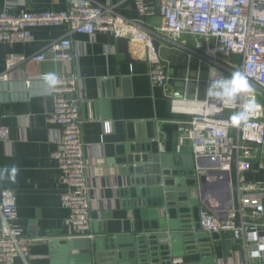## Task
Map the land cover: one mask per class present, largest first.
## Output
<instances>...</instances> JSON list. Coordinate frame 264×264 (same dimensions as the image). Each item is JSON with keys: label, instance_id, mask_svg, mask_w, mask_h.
<instances>
[{"label": "crops", "instance_id": "obj_1", "mask_svg": "<svg viewBox=\"0 0 264 264\" xmlns=\"http://www.w3.org/2000/svg\"><path fill=\"white\" fill-rule=\"evenodd\" d=\"M85 1L102 6L107 13L139 20L131 0H0V9L8 8L11 13L64 12ZM146 1L152 4L153 14L144 19V27L157 43L164 65L172 70L170 92L183 95L186 56L202 54L200 46L205 43L189 36L171 37L163 30L160 1ZM32 34L30 43H0V191L14 194L15 223L27 238L35 239L29 244V263L49 264L50 242L63 243L73 236L65 224L69 210L61 205L65 191L61 173L51 158L60 132L46 123L53 109L45 80L48 75H73L78 83L72 96L78 99L82 122L85 179L91 199L88 233L93 236L91 256L78 255V264H120V256L137 252L130 242L133 238L140 241L142 254L141 237L158 234L162 218L171 222L168 227H174L166 231L168 235L194 239L181 242L184 254L178 258L184 263L235 264L242 260L243 250L228 234L207 235L196 228L199 208L215 195L212 192L203 199L198 195V179L210 173L206 169L209 164L203 160L201 167L196 166L189 140L179 146L178 121L184 116L171 110L168 91L151 84L145 47L128 42L119 51L116 39L109 35L69 34L66 25L34 28ZM63 39L72 43L71 63L47 53L51 43ZM38 55H45V59L28 61ZM189 66L194 70L195 60ZM260 96L264 100V94ZM261 105L264 108V101ZM104 123L110 124L108 134L103 132ZM163 155L168 157L165 162L160 159ZM154 156L157 163L149 159ZM251 157L255 159L245 178L264 183V146L255 149ZM164 163L170 166L163 168ZM134 166L144 167V173L133 178ZM148 176L155 179V186L148 182ZM164 183L175 189L176 203L151 196L150 188L159 185L165 189ZM149 242L152 254L141 263L170 264L168 246L159 245L155 236Z\"/></svg>", "mask_w": 264, "mask_h": 264}, {"label": "built area", "instance_id": "obj_2", "mask_svg": "<svg viewBox=\"0 0 264 264\" xmlns=\"http://www.w3.org/2000/svg\"><path fill=\"white\" fill-rule=\"evenodd\" d=\"M131 1L138 21L107 13L102 6L88 1L74 4L64 12L11 13L8 8L0 9V43H30L34 39L32 29L66 25L69 34L92 37L101 33L143 45L151 84L168 91L171 110L184 116L178 121L179 146L189 140L195 160H206L209 172L223 173L209 179L215 195L199 208V231L207 235L228 234L230 241L243 250L242 260L235 264H264V183L250 182L244 175L255 159L251 157L253 151L264 146V108L259 103V96L264 94V0H159L166 33L205 43L200 46L202 54H187L186 75L182 79L184 92L190 82L196 86L204 83V101L187 100L185 93L170 92L174 75L164 65L144 27V19L153 14V6L146 0ZM71 45L69 39L55 41L47 53L55 60L71 63ZM232 58L237 59L239 69L235 64L225 66L218 62ZM44 59L45 55H38L28 61ZM191 60H195L194 70H190ZM205 67L206 75L202 77ZM45 80L53 98L46 123L60 132L51 158L65 188L61 195V205L69 210L65 224L73 231L70 239L92 240L88 233L91 199L85 179L82 122L75 96L77 79L73 75H48ZM110 130V124L104 123V134ZM156 142L162 147L159 137ZM228 191L230 200L222 195ZM16 219L14 194L0 191V264H30L29 244L35 239L24 235ZM170 264L186 263L173 257Z\"/></svg>", "mask_w": 264, "mask_h": 264}, {"label": "water", "instance_id": "obj_3", "mask_svg": "<svg viewBox=\"0 0 264 264\" xmlns=\"http://www.w3.org/2000/svg\"><path fill=\"white\" fill-rule=\"evenodd\" d=\"M117 46L119 48V51L121 50V47L125 46L128 42H130L127 39H117ZM154 48L157 50V43H153ZM207 86L204 83H200L196 86L194 82H190L187 84L185 88V97L188 100H197V101H204L205 100V94H206ZM149 159H153L151 162L152 163H157L158 159L157 157H149ZM161 161L165 162V159H168L166 156H161L160 157ZM204 159L200 160H195L197 162V167H201L202 161ZM167 166H170L169 164L164 163L162 165L163 168H166ZM132 171V170H131ZM144 173V167L140 166H134L133 171L131 172V176L135 178L137 173ZM146 174V173H145ZM193 174V173H192ZM221 171H215V172H210L207 173V176L201 175L199 177L198 181L201 184V188L198 191L199 197L202 199L205 197V195L213 192L210 189V182L208 179H214L216 176L222 175ZM148 182L150 181V184L152 186H155V179L153 177L148 176ZM228 181V179H227ZM159 182H156V184H159ZM162 186H164L165 189H161L159 185L157 187H152L150 188L149 192L151 196L153 197H161L162 199L165 198L167 202H173L176 203V193L175 189H170L166 183H164ZM193 190L196 191V183L192 184ZM200 198V199H201ZM226 198L230 200L231 195L228 191L226 194ZM193 205H197L194 203ZM171 222H168L165 218H162L159 220V227L157 229L158 234L156 235H151L155 236L156 240L158 241V244H164L168 246L171 252V256L173 257H180L184 254L181 246V242L184 241L185 243L188 242H193L194 239L193 237H184L183 235L179 234H171L168 235L166 233L167 230H172L171 228L174 227H168ZM168 227V228H167ZM196 228L199 230V226L197 225ZM175 230H178V227H175ZM151 236L148 235L147 237H141L142 244L144 246L145 252L142 254L139 252L140 251V241H136L135 238L130 239V242H133L135 245V248L137 249V252L130 256L129 254L126 256H120L118 258V261H120V264H142L141 262L143 260H146L149 255L151 256V251L149 248V241L151 239ZM199 237V234L195 235V237ZM92 240L89 239H69V240H64L63 243H59L57 241H51L50 242V256H49V264H78V255H87L91 256V251H90V245L92 244ZM134 248V247H132ZM125 255V254H124ZM170 262V258L167 259Z\"/></svg>", "mask_w": 264, "mask_h": 264}, {"label": "rangeland", "instance_id": "obj_4", "mask_svg": "<svg viewBox=\"0 0 264 264\" xmlns=\"http://www.w3.org/2000/svg\"><path fill=\"white\" fill-rule=\"evenodd\" d=\"M219 63H221L222 65H228V64H235L236 66H234L236 69H239V63L237 62V59L236 58H232V59H229V60H223V59H220L218 60ZM208 63V62H207ZM208 67H205L204 70H203V74H205V71L207 70ZM235 70V69H234ZM226 77V76H225ZM263 99L261 98V96H259V103L260 104H263Z\"/></svg>", "mask_w": 264, "mask_h": 264}, {"label": "bare ground", "instance_id": "obj_5", "mask_svg": "<svg viewBox=\"0 0 264 264\" xmlns=\"http://www.w3.org/2000/svg\"><path fill=\"white\" fill-rule=\"evenodd\" d=\"M194 111V110H193Z\"/></svg>", "mask_w": 264, "mask_h": 264}]
</instances>
